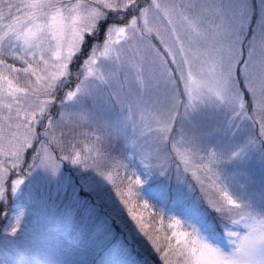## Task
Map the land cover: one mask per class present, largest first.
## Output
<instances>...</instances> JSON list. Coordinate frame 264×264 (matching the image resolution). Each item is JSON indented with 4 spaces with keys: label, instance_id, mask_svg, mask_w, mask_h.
I'll use <instances>...</instances> for the list:
<instances>
[{
    "label": "snow or ice",
    "instance_id": "obj_1",
    "mask_svg": "<svg viewBox=\"0 0 264 264\" xmlns=\"http://www.w3.org/2000/svg\"><path fill=\"white\" fill-rule=\"evenodd\" d=\"M0 264H264V0H0Z\"/></svg>",
    "mask_w": 264,
    "mask_h": 264
},
{
    "label": "rangeland",
    "instance_id": "obj_2",
    "mask_svg": "<svg viewBox=\"0 0 264 264\" xmlns=\"http://www.w3.org/2000/svg\"><path fill=\"white\" fill-rule=\"evenodd\" d=\"M41 175L40 173H37V176ZM33 180L35 177L32 178ZM163 183L162 179L153 178L146 182L139 190V195L147 201L149 204H151L155 209H158L165 214H169L171 210L165 206L162 202H160L156 196L155 191L157 189V185ZM39 195V193H37Z\"/></svg>",
    "mask_w": 264,
    "mask_h": 264
}]
</instances>
